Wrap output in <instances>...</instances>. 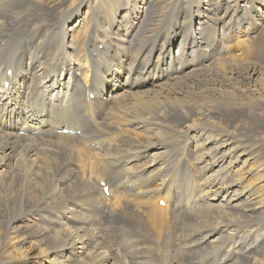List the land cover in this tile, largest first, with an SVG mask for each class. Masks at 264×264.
<instances>
[{
	"label": "bare ground",
	"instance_id": "6f19581e",
	"mask_svg": "<svg viewBox=\"0 0 264 264\" xmlns=\"http://www.w3.org/2000/svg\"><path fill=\"white\" fill-rule=\"evenodd\" d=\"M262 177L264 0H0V264H264Z\"/></svg>",
	"mask_w": 264,
	"mask_h": 264
},
{
	"label": "rangeland",
	"instance_id": "374dc122",
	"mask_svg": "<svg viewBox=\"0 0 264 264\" xmlns=\"http://www.w3.org/2000/svg\"><path fill=\"white\" fill-rule=\"evenodd\" d=\"M84 11H85V9H84ZM101 48H102V47H100V50H101ZM232 162H233V161H232ZM228 163H230V160L228 161ZM233 164H234V162H233ZM233 164H230V165H233ZM262 179H264V177H262ZM126 195H129V196H125V197H126V206H129L130 203L132 202V201L130 202V200H132L133 197H132L131 194H129V193H127ZM195 198H196V197H194L192 200H196ZM199 198H200V200H198V202L200 201V202H199V205H200L201 207H205V206H202V205H203V204H202V203H203L202 201L205 200V199H204V198L201 199V197H199ZM218 198H220V197H218ZM218 198H217V199H218ZM213 199H214V198H213ZM239 205H240V204H239ZM177 210H178V211L181 210V212H182V210L184 211V210H185V203H183V202H182V203H179V204H178V208H177ZM229 229H230V230H233L234 227H231V228H229ZM178 236L181 237V238L183 237L182 234H178ZM111 241H112V239H111Z\"/></svg>",
	"mask_w": 264,
	"mask_h": 264
}]
</instances>
